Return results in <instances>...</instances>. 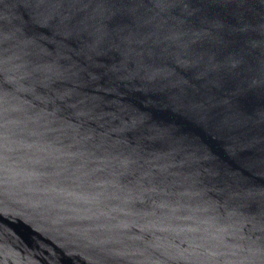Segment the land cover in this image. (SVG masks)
I'll return each instance as SVG.
<instances>
[{"label":"water","instance_id":"95a60500","mask_svg":"<svg viewBox=\"0 0 264 264\" xmlns=\"http://www.w3.org/2000/svg\"><path fill=\"white\" fill-rule=\"evenodd\" d=\"M0 264H264V0H0Z\"/></svg>","mask_w":264,"mask_h":264}]
</instances>
